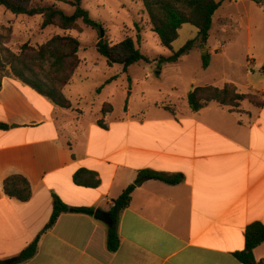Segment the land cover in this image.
<instances>
[{
	"label": "crops",
	"instance_id": "1",
	"mask_svg": "<svg viewBox=\"0 0 264 264\" xmlns=\"http://www.w3.org/2000/svg\"><path fill=\"white\" fill-rule=\"evenodd\" d=\"M248 16L246 26L232 14L218 24L221 32L229 24L249 32L246 75L233 83L240 93L262 95L263 104L245 100L240 111L217 101L195 111L185 100L176 108L156 102L132 110L129 98L119 115L111 103L106 113L104 106L77 111L6 76L0 88V124L9 126L0 128V260L39 237L35 256L19 264H245L235 253L246 247L248 226L264 223V51L250 41ZM217 46L212 55L228 54ZM152 76L147 70L144 77ZM126 78L128 89L133 81ZM64 92L72 101L68 88ZM80 169L96 172L99 186L78 185L74 175ZM142 170L181 175L182 181L145 179L136 185ZM13 174L29 180V201L4 192ZM131 184L136 188L119 217L117 251L107 246L110 224L95 215L63 212L45 229L54 194L70 206L108 212ZM254 256L264 264V243Z\"/></svg>",
	"mask_w": 264,
	"mask_h": 264
},
{
	"label": "rangeland",
	"instance_id": "2",
	"mask_svg": "<svg viewBox=\"0 0 264 264\" xmlns=\"http://www.w3.org/2000/svg\"><path fill=\"white\" fill-rule=\"evenodd\" d=\"M34 4L54 5L67 14L75 12V7L65 0H34ZM256 5L251 0H237L235 3H231V0H222V6L214 15L213 29L208 39L205 42L197 39V46L194 49L175 62H167V66L163 68L165 63L160 64L158 59L161 56L172 55L188 41L197 38L199 35L197 27L190 23L185 24L180 30V36L173 42L172 48H168L160 43L159 36L153 31L143 0H83V7L90 12L94 20L103 25L104 37L109 42L115 44L126 37H132L141 51L152 59L150 63L140 62L128 68L130 70L127 74L133 81L130 82L128 89V77L126 78L127 74L122 71L123 65H108L107 58L96 48L102 31L86 25L82 20L78 21L77 27L70 30L56 25L43 28L42 15H17L0 5V47L3 45L20 54L21 47L25 43L39 47L55 35H71L77 38L81 45L79 51L81 63L63 88V92L68 88L72 101L65 92L64 94L73 102L72 107L66 109L81 111L90 106L94 111L95 108L99 110L101 106L107 107L106 104L111 103L115 114L119 115L123 113L128 98L132 110L147 109L156 102L171 103L176 108L180 105V101H188L192 86L224 87L230 81L241 82L245 77L248 29L242 27L235 31L229 24L227 32H221L218 24L219 18L232 14L246 26L249 13L253 24L250 41L254 49L262 54L264 10H259ZM218 42L219 45L229 49L228 54H211L213 48H218ZM205 60L209 64L206 68ZM147 70H152V77H144ZM6 76L17 78L11 72ZM111 78L115 81L106 83ZM101 86L103 88L99 92ZM128 91L132 94L129 95ZM255 98L263 101V96L260 94ZM244 101L240 102L236 110H243Z\"/></svg>",
	"mask_w": 264,
	"mask_h": 264
},
{
	"label": "trees",
	"instance_id": "3",
	"mask_svg": "<svg viewBox=\"0 0 264 264\" xmlns=\"http://www.w3.org/2000/svg\"><path fill=\"white\" fill-rule=\"evenodd\" d=\"M145 9L148 12L153 31L157 33L160 43L172 48L173 42L180 36L182 27L190 23L199 29L197 38L187 42L179 51L166 57L161 56L160 64L175 62L183 55L189 53L197 44V39L204 42L208 39L213 26V18L216 11L222 4L217 0H143ZM264 6V0H253ZM75 7L73 14L54 5H35L34 0H0V5L5 6L12 13L17 15L35 16L42 15V27L51 25L59 26L65 30L74 29L78 21L82 20L86 25L103 30V25L94 20L90 12L83 7V0H65ZM80 41L71 35H55L39 47H33L25 43L21 47L20 54L13 52L8 47H0V88L2 80L10 72L24 83L30 85L40 94L49 98L56 105L63 108H71L72 102L65 96L63 88L74 76L80 66L79 57ZM97 50L107 58L108 65L122 64L124 72L136 63L148 62L152 59L144 54L137 46L132 37H126L122 41L112 44L105 37L101 36L96 45ZM205 60L204 67L208 66ZM264 70V67H263ZM113 78L106 81L109 83ZM104 86V85H103ZM99 88V92L103 88ZM259 93H240L234 83H226L224 87L213 85L197 86L188 95L191 108L200 110L211 101H217L231 110H236L240 102L248 99L256 105H262L255 97ZM103 112L112 110L110 103L106 104ZM171 109L169 105L165 106ZM8 124H0V128L7 129ZM140 179H158L167 183L176 184L182 181L181 175H167L153 170H142L139 173ZM74 181L78 185L97 187L100 179L97 173L88 169H80L74 175ZM136 188L135 184L129 185L124 192L116 199L109 209L113 223L109 225L107 246L110 251H117L120 246L118 232V221L121 213L130 205L132 193ZM4 192L10 197L20 201H29L33 196V190L29 180L21 174H13L4 181ZM81 212L90 215L95 214L92 207L70 206L54 194L53 213L45 229L52 228L63 212ZM39 237L25 247L18 255L13 264L26 262L33 258L38 249ZM264 243V223L256 221L251 223L246 230V247L235 253L236 257L245 264H260L254 256V249Z\"/></svg>",
	"mask_w": 264,
	"mask_h": 264
},
{
	"label": "water",
	"instance_id": "4",
	"mask_svg": "<svg viewBox=\"0 0 264 264\" xmlns=\"http://www.w3.org/2000/svg\"><path fill=\"white\" fill-rule=\"evenodd\" d=\"M105 35V31L102 30V36L104 37ZM145 179H141L140 181H138L136 183V185H140ZM95 217L97 219H100L102 221H105L108 224H112L113 223V219L111 218L110 214L106 211H103L102 209H96L95 210ZM16 261V258H10V259H3L0 260V264H13Z\"/></svg>",
	"mask_w": 264,
	"mask_h": 264
}]
</instances>
